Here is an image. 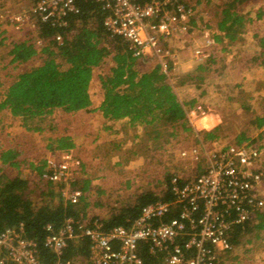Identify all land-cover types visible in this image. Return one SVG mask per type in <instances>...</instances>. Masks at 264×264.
I'll return each mask as SVG.
<instances>
[{
    "label": "built area",
    "instance_id": "built-area-1",
    "mask_svg": "<svg viewBox=\"0 0 264 264\" xmlns=\"http://www.w3.org/2000/svg\"><path fill=\"white\" fill-rule=\"evenodd\" d=\"M95 1L106 10L103 23L110 34L124 39L134 55L160 65L171 78L177 58L173 39L184 40L196 66L215 54L218 36L226 40L202 21V8L194 0ZM78 11L77 0H32L27 10H6V18L0 13V24L35 28L40 19L66 25V16ZM95 69L105 73L104 65ZM89 94L92 101L90 86ZM210 112L212 106L198 103L186 113L196 143L180 155L200 164L201 170L181 184V177L171 179L173 200L143 206L128 226L105 229L100 218L86 222L73 217H66L58 229L46 224L43 246L53 261L40 259L38 243L26 235L23 223L7 227L0 231V264H70L63 259L65 250L79 239L88 244L87 259L76 260L81 264H145L142 248L154 259L152 264H222L223 256L234 249L231 230L264 213V144L259 139L204 140L194 122ZM69 151L50 152L41 178L64 185L63 200L76 205L85 195L80 184L76 186L84 168L82 159Z\"/></svg>",
    "mask_w": 264,
    "mask_h": 264
},
{
    "label": "trees",
    "instance_id": "trees-1",
    "mask_svg": "<svg viewBox=\"0 0 264 264\" xmlns=\"http://www.w3.org/2000/svg\"><path fill=\"white\" fill-rule=\"evenodd\" d=\"M216 1L206 0L207 5L202 7L213 14L217 29L223 33L228 43L238 41L247 23L251 21L248 13L244 12L246 5L254 0ZM199 2L200 0L198 4ZM77 5L78 13L68 14L65 18L66 25L38 19L35 28H30L24 38L12 44L8 54L17 72L7 73L4 80L0 78V109L21 117L23 125L32 129L35 119L50 114L55 109L71 113L89 108L92 105L89 86L94 69L104 65L105 73L98 76L103 91L100 111L106 118H128L132 125H142L143 134L137 145L142 143V146L155 144L163 147L175 135L178 127L183 131H192L194 135L193 128L188 125L186 113L195 105V100H181L176 87L193 83L201 88L208 79L206 75L210 72L220 73V69L214 67L220 59L218 51L205 63L181 75L174 84L171 76L160 65L155 64L147 69L144 65L147 61L134 55L124 39L110 34L103 23L106 10L99 2L77 0ZM257 14L258 18L263 15L261 9ZM2 33L4 30L0 31V46L4 41ZM57 35L62 37L61 42L56 40ZM217 40L218 43L222 42L221 38ZM260 42L264 47V38H260ZM108 60L112 64L107 63ZM256 123L261 127L264 118H257ZM219 131L216 127L202 130L198 134L210 141L220 136ZM241 142L242 139L236 141ZM56 145H49L52 152H55V148L70 149L73 143L69 137H62L56 141ZM19 155L20 152L15 149H8L1 154L0 231L23 223L26 235L38 243L41 260L54 259L51 252L43 246L45 226L48 223L58 229L66 217L86 222L100 218L105 229L118 225L128 226L140 214L143 206L158 200L174 199L171 179L175 176L169 174L165 177L161 193L146 191L132 194L130 202L126 204L119 201L107 204L99 198H93V194L89 195L93 188L84 184L83 179L76 186L80 184L85 195L76 205L66 203L61 195L64 185L46 181L47 188L43 194L47 200L40 204L31 197L29 179L11 177L7 173V168L20 166ZM44 167L45 164L42 163L32 168L39 179H42ZM182 182L183 179L178 181L179 184ZM92 204L103 207L106 215H90ZM253 229H264V213L258 212L254 219L231 230L229 236L233 246L241 242L245 232ZM141 251L145 264H152L154 259L145 248ZM87 255V240L79 239L69 242L63 259L76 264L78 259L86 260Z\"/></svg>",
    "mask_w": 264,
    "mask_h": 264
},
{
    "label": "crops",
    "instance_id": "crops-1",
    "mask_svg": "<svg viewBox=\"0 0 264 264\" xmlns=\"http://www.w3.org/2000/svg\"><path fill=\"white\" fill-rule=\"evenodd\" d=\"M203 5L204 3H201L200 1L199 7L202 8V21L208 22L213 29H217L214 16L209 11L205 10L202 7ZM257 6L258 10L261 9L264 15V6L262 7V4H258ZM211 7L213 8V4ZM263 15L259 18H262ZM256 19V16L252 17L251 21L247 23V26L251 23H254ZM247 26L246 30L249 27ZM217 38L222 39L221 43L219 41L221 44L220 50L226 55L232 53L231 55L229 54L230 59H226L224 56L222 61L223 67L225 66L224 69L226 70V73L229 71L233 78L228 79V81H223L224 83L220 85L222 87L221 90H223L225 87L228 90V92H226L227 94H225V102L220 101L224 97L221 96L222 93H219V91L216 93V97L218 98L213 97L212 101L205 102L212 106V112L202 116L194 122L195 128L200 131L212 130L216 127L219 129H224L226 122L225 118L226 116L228 117L230 103V105L238 106V108L241 110L248 108L250 111H254L256 110V103L260 95L264 97L263 89L256 88L257 82L260 81L259 79H261V81L264 80L263 61L258 64V66H261V71H263V77L259 79H254L251 73L255 74L258 71H255L252 68V65H248L247 63V65H244L245 67H243L241 70L242 74L238 76L237 73L240 72V70L234 67L237 66V62L232 61L236 56H240L241 50L247 54L249 51L248 46L251 45V42L253 43L252 51H254L256 55L258 54L257 57L252 58V61L255 62L258 58H260V56L264 54V47L260 45V38H264V34L263 36L258 33H253L250 35L248 32L244 31L240 39L231 44L220 36ZM172 42L175 45V50H177V58L174 65L175 68L172 71V78H175V76L179 78L181 75L194 70L196 64L192 59L191 53L185 50L184 40L179 41L177 38L176 40L173 39ZM229 60L233 63H230ZM250 61L251 60H249V62ZM144 65L147 69H151L155 63L148 61ZM206 76L208 79L204 85H201V88L196 87V85L193 83H185L183 85L177 86L176 91L181 100H195V103L198 101H204L203 99L205 98V94L207 91L210 92L207 85L209 82H211L210 79H212H209L208 75ZM172 82L174 84L176 83L174 80ZM216 82V86L218 87L219 80L215 81V83ZM211 85H213L212 82ZM98 87L100 91V97L98 98L97 103H95L92 98V105L89 108L65 114L69 115L75 120L78 119V117L79 119L82 118L81 120L77 121V127L72 126L70 129L58 130L57 132L52 131L53 133H50L52 128H48V121L54 119L57 112H64L60 109H55L50 114L35 119L34 123L32 124V129H28V127L23 125L21 117H15L8 111L2 109L0 115L11 118L12 121H14V124L8 129L0 128V169L2 167L1 154L8 149H15L20 152V155L18 156V162L20 163V166L18 168H7V173L11 177L21 176L29 179L35 174V171L32 169L33 167L40 166L42 163L45 164L46 157L50 154V152H52V150L49 148V145L53 144L56 147V141L58 139L62 137H69L73 145L70 149L63 150H70L69 152L74 153L82 159L84 168V175L82 179L84 184L95 189L98 198L100 196L102 198L107 197L111 187L109 185L113 184V181L111 182L108 178L106 179L107 175L114 173L112 169H115L117 165L123 166V163L120 164V162L115 161L114 157L116 154L113 153V151H115V149H122L127 144H137L142 136L143 126L140 124L132 125L128 118L117 120L106 118L100 111L103 94L99 85V79ZM221 102L222 104H220ZM226 102H228V104H223ZM257 118H264V114L256 115L254 120L256 119L257 121ZM256 121L248 124V127L251 128H244L243 132H241L242 129H240L238 134L247 136L252 132H256V130L261 132L264 128V124L259 127ZM35 127L38 129H34ZM245 130L249 132H246ZM233 133H235V131H232L231 134ZM4 134L7 138L4 137ZM129 134L132 135L131 139H129V136L128 138L125 137ZM238 134L235 133L234 135ZM26 144H28L30 147H27ZM101 147H107L106 149H108L110 152L108 154L105 153L104 155L101 154V152L96 150ZM63 150L55 148V152H63ZM84 154H89L90 156L88 155L89 157H84ZM101 159H106V163L101 162ZM100 192H102V194ZM99 207L100 206H93L92 204V209L90 210L91 212L99 215H106L105 209L103 207ZM221 260H224V257Z\"/></svg>",
    "mask_w": 264,
    "mask_h": 264
},
{
    "label": "rangeland",
    "instance_id": "rangeland-1",
    "mask_svg": "<svg viewBox=\"0 0 264 264\" xmlns=\"http://www.w3.org/2000/svg\"><path fill=\"white\" fill-rule=\"evenodd\" d=\"M198 1L199 0H194L196 4H198ZM200 1L201 3H204V5H207L206 0H200ZM30 4H31L30 0H0V13L3 15L2 18H6L4 13L6 10H10V12L12 13H18L23 9L27 10L30 7ZM258 4H262L263 7L264 0H254L251 4L246 5L247 7L245 8L244 12L245 13L247 12L250 18L256 16L257 19L255 20L254 23L249 24L248 25L249 27L246 25L248 29L247 30L245 29V32H248V34L250 35L253 33H258L263 36L264 15L262 18H258V14H257L259 12L257 6ZM1 20L4 21L3 19ZM30 28L31 27H29L28 24L18 26L17 24L14 23L11 24L9 22H4V24L1 23L0 31L4 30V33L1 34V37L4 38V41L3 44L0 46L1 80L7 78L6 77L7 73L15 74L17 72L14 69L15 64L10 62L11 57L9 56L8 52L12 48V44L17 40L24 38L26 33L30 30ZM220 46L221 44H219L217 47V51H218L217 56L220 57V59L217 61V64L214 65L215 68L220 69L219 70L220 73L210 72L208 74L209 79L212 78L210 79V81L212 82L213 85H211V82H209L207 86L209 87L208 90L210 92L207 91V93L204 96L205 98L203 99L204 101H198L195 103V105L198 103L207 104L205 102L212 101L213 97L218 98L216 97L217 91H219V93H222L221 96L224 97L220 101L222 102L226 101L225 94H227L226 92H228V90L226 89V87L223 90H221L222 87L220 85L224 83L223 81L226 80L228 81V79H232L233 76H231L229 71L226 73V70L224 69L225 66L223 67L222 60L224 56L226 59L229 58V54L231 55L232 53L226 55L220 50ZM248 47H249L248 49L249 51L247 54L246 52L241 50L240 56H236L235 58H233V60L231 59L232 61L237 62V66H234L235 68H238V70H240V72L237 71L238 72L237 74L238 76H240V74H242L241 73L242 68L245 67L244 65L250 64L252 65V68L255 71H258L255 74L251 73L254 79L262 78L263 71H261V66H258V64L261 61H263L264 63V54L260 56V58H258L255 62H253L252 58L257 57L258 54L256 55V53L252 51L253 50L252 42L251 45ZM249 60L251 61L249 62ZM230 63L233 62L230 61ZM4 65H6L7 67V69L5 70H4ZM98 75H99V69H94V76L90 85V89L92 91V98L95 103H97V100L100 97L98 78H97ZM173 80L177 82L178 77L175 76ZM217 80H219L218 87L216 86L217 82L215 83V81ZM259 80L260 81L257 82L256 88H261L264 91V80L262 81L261 79ZM222 102L220 104H222ZM223 104H228V102ZM230 104L228 110V117L226 116L225 118L226 119L225 127L224 129L223 128L220 129V131L218 132L220 135L219 137L227 142H236L239 139H242V141L248 139H259V142L264 144V128L261 132L256 130V132H252L247 136L238 134L240 129H242L241 132H243V129L247 128L248 124L256 121V119L254 120V117H256V115L264 114V97L260 95L256 103V110L254 111H250V109L248 108H244L243 110H241L240 108H238V106L236 105L234 106ZM1 111L2 110L0 109V112ZM65 114L66 113L64 112H60V113L57 112L55 115L56 117L48 121V128L49 127L52 128L50 133L57 132L58 130L70 129L72 128V126L77 127V121L82 119V118L79 119L78 117V119L75 120L71 118L69 115H65ZM13 124L14 121H12L11 118H7L0 115V128L8 129ZM188 125L191 126L189 121H188ZM175 131H176L175 135L171 137L170 141L164 144L163 147H160L159 145H155V144H151L150 146H145V145L142 146V143L140 145L132 143V144H127L122 149H115V151H113V153L116 154V155L114 154L115 155L114 159L116 162H120V164L123 163V166L117 165L115 169L114 168L112 169L114 173H110L107 175L106 179L108 178L111 182L113 181V184L109 185L111 187L107 197L105 198L103 197L104 200H102L101 199L102 197L100 196L99 200L107 204L108 203L113 204V202L115 201H119L121 202V204L122 203L126 204L130 202V195L132 194L146 192V191H156L158 194L161 193V190L165 183L166 175L173 174L174 176H179L182 179H184V178L192 177L194 174H196L197 170H201L200 164H193L190 160L183 158L180 155V151L182 149H189L191 146L195 145L196 138L193 135L192 131H183L182 128L180 127L176 128ZM232 131H235V133H237L238 135H234L235 133L231 134ZM245 131L249 132L247 130ZM128 136L129 139L132 138L131 134L125 137L128 138ZM26 146L30 147L28 144H26ZM106 148L107 147H101L96 150L104 155L105 153L108 154L110 152ZM84 155H85L84 157H87L89 154H84ZM101 162L106 163V159H101ZM33 176H32L33 178L32 177L29 178V185L31 190L30 194L31 197L37 203L40 202L42 203V201L47 200V197L45 196V194H43V192L46 191L47 183L43 179H39V177H37L35 174ZM127 185H129L130 187H128ZM90 194L91 195L93 194L92 195L93 198L96 199L98 198L95 189H92L89 195ZM93 198L91 200H93ZM89 214L91 215L96 213L91 212ZM240 240L241 242L238 245L234 246L232 252L227 253L223 256L224 260H222L221 263L222 264H264V229L263 230L253 229L251 232H245ZM78 262L79 263L76 264H81L80 261Z\"/></svg>",
    "mask_w": 264,
    "mask_h": 264
}]
</instances>
